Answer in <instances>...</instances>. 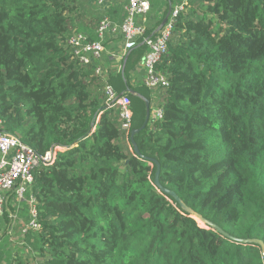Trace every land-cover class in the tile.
Returning a JSON list of instances; mask_svg holds the SVG:
<instances>
[{
    "label": "trees",
    "instance_id": "trees-1",
    "mask_svg": "<svg viewBox=\"0 0 264 264\" xmlns=\"http://www.w3.org/2000/svg\"><path fill=\"white\" fill-rule=\"evenodd\" d=\"M150 1L151 29L181 2ZM112 13L92 0H0L2 129L38 153L63 148L27 191L42 225L19 232L27 255L5 230L7 205L0 264H264L261 245L232 238L264 241V0H189L157 66L170 80L161 118L138 70L145 44L121 71L105 56L104 80L67 43L75 31L96 39ZM106 81L131 97V134ZM157 162L162 186L225 233L157 187Z\"/></svg>",
    "mask_w": 264,
    "mask_h": 264
},
{
    "label": "built area",
    "instance_id": "built-area-1",
    "mask_svg": "<svg viewBox=\"0 0 264 264\" xmlns=\"http://www.w3.org/2000/svg\"><path fill=\"white\" fill-rule=\"evenodd\" d=\"M99 9H106L112 0H92ZM189 0H181L169 10L166 21L156 28L149 26L150 15H152V4L150 0H125L124 15L121 22L114 21L109 15L99 21L96 29V39H91L88 34L80 31L73 32L67 40L68 45L74 53V57L82 65L95 63V72L107 80V68L101 64L106 52V39L118 35L121 36L124 46L119 53H114L118 71L123 70V62L129 53L140 43L146 45V52L141 62V70H145L144 84L152 91V98L156 102L154 116L162 117L163 108L160 104V93L170 86L168 75L160 71L157 66L169 52V42L173 35L174 27L180 13L185 11ZM106 92L109 96V107H116L122 120V127L131 134L133 109L129 94L116 95L112 84L106 81ZM3 122L0 119V232L4 229L2 218L7 205L10 203L12 209L10 220L5 230L12 245H20L26 250L31 245L20 238L13 237L14 224L20 220L21 238L30 232L39 231L42 227L39 220L37 200L34 195L27 197L35 180V171L42 166L54 162L63 149L56 146L45 153H38L31 146L24 143L19 134L9 133L2 129ZM23 201L29 205L27 218L20 214L24 208ZM21 225V223L19 224ZM20 227V226H17ZM2 234L0 233V241ZM17 248V247H15ZM31 251V250H30Z\"/></svg>",
    "mask_w": 264,
    "mask_h": 264
},
{
    "label": "crops",
    "instance_id": "crops-1",
    "mask_svg": "<svg viewBox=\"0 0 264 264\" xmlns=\"http://www.w3.org/2000/svg\"><path fill=\"white\" fill-rule=\"evenodd\" d=\"M124 2H125L124 0H112L111 3L109 4V8H111L112 11H113L112 16H113V18H115V19H113L114 21H117V22H121L122 21L123 15H124V7H123L124 6ZM117 9H118V13L115 14V11ZM160 24H158V25H160ZM123 46H124V43H123V40H122L120 35H118L117 37H115V36L109 37L107 39V43H106V48H107L106 52L111 54L112 57H114L113 54L116 53V50L120 51L123 48ZM144 48H146V47H144ZM145 50H147V48ZM144 54H145V52H144ZM144 54H143L140 62L138 63V67H139L138 70H139V72H142V74H141L142 78H144L145 72L140 69L141 68L140 66H141V62L143 61ZM104 60H105V58H104ZM107 64L108 65H113V63H111V62H108ZM131 82L133 83V85L138 84L139 77L132 76L131 77ZM22 226H23V223H21L20 227H22Z\"/></svg>",
    "mask_w": 264,
    "mask_h": 264
},
{
    "label": "water",
    "instance_id": "water-1",
    "mask_svg": "<svg viewBox=\"0 0 264 264\" xmlns=\"http://www.w3.org/2000/svg\"><path fill=\"white\" fill-rule=\"evenodd\" d=\"M167 15H169V14H167ZM167 15H166V17H168ZM166 17H165V19L163 20V22L166 21V19H167ZM146 105H147V109H148V115H147L146 122H145V124L143 125L142 128H144V127L146 126V124L148 123V121H149V119H150V102H149L148 100H146ZM138 131H139V130H133V132H132V138L134 137L135 133L138 132ZM157 165H158V169H157V172H156V179H155V184L157 185V187H159L160 189H162L163 191H165V192L168 193L169 195L173 196V197H174V198H175V199H176V200L182 205V207L184 208L185 211H187V212L190 213V214H195L196 216H198V218H199L203 223H207V224H209L210 226H212V227L218 229L220 232L225 233V232L223 231V229L220 228L218 225H216V224H214V223H212V222H210V221L204 219L202 216H200L199 214L195 213L194 210H193L192 208L188 207V206L184 203V201H183V200L177 195L176 192H174V191H170V190L164 188V187L162 186V184H161V182H160V178H159V175H160V163L157 162ZM226 235H228V234L226 233ZM232 238H233L234 240H239L240 242H243V243H257V244L261 245V247H262V249H263V251H264V241H262V240H260V239H256V238H252V239H238V238H235V237H232Z\"/></svg>",
    "mask_w": 264,
    "mask_h": 264
},
{
    "label": "rangeland",
    "instance_id": "rangeland-1",
    "mask_svg": "<svg viewBox=\"0 0 264 264\" xmlns=\"http://www.w3.org/2000/svg\"><path fill=\"white\" fill-rule=\"evenodd\" d=\"M122 50V49H121ZM121 50L119 51V50H116V52L117 53H119V52H121ZM104 57L105 56H110V58L111 59H114L115 60V58L114 57H112L111 56V54H109V53H107V52H104ZM109 62H111V61H109ZM142 71H144L145 72V70L144 69H142ZM142 73V72H141ZM104 79V78H103ZM105 80V79H104ZM117 90V89H116ZM152 101H153V103H152V110L157 106L156 105V102H154V100H153V98H152ZM9 211V210H8ZM10 214H11V212L9 211V217H10ZM20 223H22L20 220H18L15 224H14V226H16L15 228H14V232H13V237L15 238L16 237V239H18L19 237H18V234H19V232L21 231V227H17V226H19V224ZM3 231L4 230H2L0 233L3 235ZM21 247L20 245H15V247ZM23 254L24 253H26V251L25 252H22ZM24 255H27V254H24Z\"/></svg>",
    "mask_w": 264,
    "mask_h": 264
}]
</instances>
